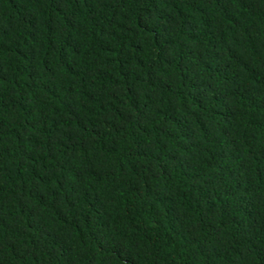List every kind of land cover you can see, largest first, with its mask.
Masks as SVG:
<instances>
[{"label":"trees","instance_id":"trees-1","mask_svg":"<svg viewBox=\"0 0 264 264\" xmlns=\"http://www.w3.org/2000/svg\"><path fill=\"white\" fill-rule=\"evenodd\" d=\"M0 264H264V0H0Z\"/></svg>","mask_w":264,"mask_h":264}]
</instances>
